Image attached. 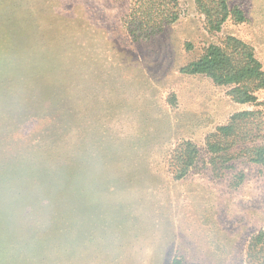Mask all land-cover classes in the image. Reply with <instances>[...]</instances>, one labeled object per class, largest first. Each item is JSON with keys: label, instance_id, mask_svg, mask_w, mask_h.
Listing matches in <instances>:
<instances>
[{"label": "rangeland", "instance_id": "obj_1", "mask_svg": "<svg viewBox=\"0 0 264 264\" xmlns=\"http://www.w3.org/2000/svg\"><path fill=\"white\" fill-rule=\"evenodd\" d=\"M220 1L0 0V264H262L264 88L181 71H264V0Z\"/></svg>", "mask_w": 264, "mask_h": 264}, {"label": "trees", "instance_id": "obj_2", "mask_svg": "<svg viewBox=\"0 0 264 264\" xmlns=\"http://www.w3.org/2000/svg\"><path fill=\"white\" fill-rule=\"evenodd\" d=\"M222 10L221 18L218 23L227 16L228 8L225 0L220 1ZM239 13V12H238ZM181 71L189 74H205L210 76L217 84H233V96L240 102L255 101L256 97L252 93V88H264V71L259 63L253 58L252 54L244 53L240 61H233L230 55L218 45H209L204 53L197 59L184 66ZM251 112L246 111L236 117H246ZM233 129V125L227 124L219 128L220 132L226 134ZM213 148V147H212ZM195 155L194 147L187 144L185 151L177 155V177H183L187 169L193 164ZM253 160L256 162L264 161V145L255 149ZM260 238H256L258 243ZM171 264H184L181 259L173 258ZM264 264V258L262 261Z\"/></svg>", "mask_w": 264, "mask_h": 264}]
</instances>
